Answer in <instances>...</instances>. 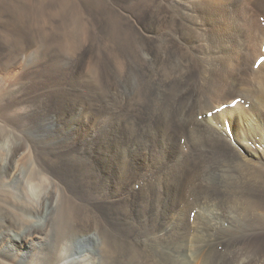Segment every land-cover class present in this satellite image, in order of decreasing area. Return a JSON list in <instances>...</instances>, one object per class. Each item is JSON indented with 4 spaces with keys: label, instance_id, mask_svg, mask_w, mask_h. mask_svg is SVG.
<instances>
[{
    "label": "bare ground",
    "instance_id": "1",
    "mask_svg": "<svg viewBox=\"0 0 264 264\" xmlns=\"http://www.w3.org/2000/svg\"><path fill=\"white\" fill-rule=\"evenodd\" d=\"M159 1L169 3L175 8L181 5L187 6V2L183 0ZM195 1L197 0H193V2ZM64 3L65 6L60 7V10L49 12L51 18L68 15L66 11L70 2L65 0L63 4ZM26 6L24 5L23 7L21 5V7L15 9L19 13L26 12L29 16L34 15V7ZM165 6L168 5L166 4ZM12 7L14 6L12 5ZM21 8L23 11H20ZM195 10L196 9H193L191 5H189L187 9L189 14V26H191L193 17L195 16ZM77 11L78 13H75L73 17L71 16V23L63 21L61 25L60 35L62 36V45L66 50L72 49L71 53L74 48H72L73 46L69 47L73 40L70 38L72 36L74 38L78 34V31L81 29L80 27L78 28V25L80 26V24L83 23V28H85V22L88 20L84 10L80 12L78 9ZM124 14L132 20V26L135 27L136 37H131V35L128 34L130 31L128 33L126 32L124 35L122 32L125 30L121 31L122 26L119 20L113 22L109 21L112 22L111 29L113 30L105 39V55L103 54V50L98 47L97 58L93 60L91 68L88 65L91 70L89 73H91L93 79H99L100 81V71L103 64L102 58L104 56V64L108 66V74L112 76V79L109 80H111L113 85L109 84V86H107L108 90L106 91L108 92V96L105 94L107 98L104 99V105L108 107L107 115H110L109 119L104 116L106 121L97 124L78 142L77 138L79 136L77 137L75 134L76 132L73 131V127L70 128L68 126L69 122L66 120V116L68 115L65 114L61 116L62 118H57L56 115L50 117V115L47 114L49 113L47 112L48 110H45L49 118H40L41 120L39 123H41L40 125L38 124V128L34 131H28L27 127V131L25 130L23 133L15 131V127H13V130L10 124H8L9 122L7 123L2 119V115L0 117V264H185L184 261L186 260L189 262L196 260L197 254L199 250H201L200 247L198 246L196 248L197 245L193 247L194 245L191 242L187 246H175L173 241H171L174 232L173 225L170 223L162 232L136 236V239L134 238L136 240L134 242L137 243H135V247H128L124 236L125 225L131 222L133 225L140 224L141 226L143 225L142 223L145 222V220H141L142 218L137 220L138 217L136 216V214L139 213L137 207H140L142 205L141 203L132 208L133 213L131 219L125 216L121 220L119 219L120 232L109 230L107 223L101 219V216H99L96 211L97 207L94 206V202L97 200L105 202L110 199L109 192L113 180H111V178L114 172L123 170L124 166L121 164L122 162H109L110 158L113 159L114 156H119L120 149H115L117 147L115 144H117V142L120 143V141L126 139L125 137H129L132 134L141 138L140 143H142V136H147L148 134L147 128L151 121L148 116L144 114L145 109L141 104V100H147V98L149 99L148 101L151 100L150 98L157 99V107L152 111L153 116L158 117L160 121H162L164 117L171 121L174 129L170 131V134L173 135L175 131L179 130L181 134V136H179L183 138L181 142L183 147L182 151L185 153L186 150L191 147L193 153L195 152L201 159L200 163L203 169L199 172L198 180L200 181L199 185L201 189H197V186L196 189L193 188L189 192V196L193 199L191 203L198 205L202 204L207 207L211 216V219L207 221L211 233L209 235V245L205 246L206 251L209 253L205 252V256L202 257L203 259L200 264H245L246 262L249 264H264V62L262 66L258 68L260 64L258 61H264V37L263 40L261 39L260 41V49L258 48L259 50L252 56V62L249 65L250 69H248L249 75H247L248 72H246V75H240L239 80L236 82L237 89L234 95H237V99H226V96L225 101H214L211 95L213 89L215 87L218 88L219 85L215 87H210L214 84L208 85V90H204V92L200 85L206 84L214 77V69L216 70L217 68L225 71L229 64L225 65L222 61L223 64L215 63L222 55L220 56L219 53H217V48L213 45V37L209 34L210 31L207 27L199 40L195 39L196 41L190 44L188 43L187 46L196 58L205 63L203 66L205 65L208 69L206 72L207 75L204 77V80L207 82H203L201 78V80L195 81L192 84L191 89L187 87L189 86L187 85L188 72L184 70L186 69L188 71L191 67L183 65L185 63L183 61L181 63L177 57L173 56L168 58V54H166V47L170 42L177 41L178 46L183 47L184 42L182 40L185 37L177 34L176 31L170 35H164L161 34L159 30L152 29V25L142 26L138 24L136 20L133 19L134 17L128 13L127 8ZM44 15L46 14L44 13ZM178 19L181 21V24H187L185 17L182 16ZM89 28L90 31H93L92 26ZM190 29L192 31L195 30L193 25ZM97 30L98 29L94 28L95 36L101 33L100 31L97 32ZM215 39L217 38L215 37ZM134 41L136 42L135 49L132 45ZM138 41L140 44L139 51L136 50ZM58 56H60L59 53ZM63 56L66 58L67 55ZM32 57L31 55L21 54L17 57L16 61L19 64H23L28 60L30 61ZM77 57L78 56H76V59ZM193 58L194 57H192V59ZM67 59H69V57L66 58V60ZM169 59L173 61L170 62ZM230 59L231 56L228 60ZM57 60L59 61L60 59ZM225 60L223 61L225 62ZM55 61L56 60L52 62ZM62 62L63 58L61 63ZM69 62L72 61L69 59ZM235 62L237 63V61ZM233 64L231 65L234 69L235 65ZM58 68L59 67L56 69ZM256 68L260 69L258 74H255L256 71L254 69ZM228 70H230V68ZM14 71L11 72L7 69L0 74V94L6 89H10L8 90L9 93L15 92L16 90L18 91L17 79L15 80L17 73ZM234 71L237 70L234 69ZM223 74L224 73L220 75ZM229 74L227 73V77H229ZM62 79L63 78H61V80ZM89 79L90 78H88V80ZM62 86L60 85V88ZM91 86L90 88H92ZM220 89L221 88H219V90ZM47 90H49V88H47ZM217 91L218 90H216L215 93H217ZM77 92L75 95L79 92L81 94V90ZM86 93H84V96H86ZM228 93L230 92L228 91ZM218 94L221 96L220 93ZM90 95L92 94H89V96ZM101 96H103V94ZM75 97L73 98L75 99ZM81 97L83 98V96ZM68 98L70 99L71 97ZM65 102L68 103L66 100ZM88 102L91 103L89 100ZM145 106H147V103ZM18 107L20 106H16L14 109L10 106L13 110L10 112V115L7 114L6 116L14 117V114H17L20 110L23 114H28L26 109H17ZM115 107L119 109L117 110ZM25 108L27 107L25 106ZM35 110L39 112L37 109ZM45 111L43 114H45ZM3 112H6V110ZM40 112H42V110ZM18 117H21V114ZM115 117H124L120 120L125 121V123L123 122L125 130H127L126 128H131L133 130L130 131L131 129H129L127 132H124L121 123L119 125L115 124V120H117ZM8 120H10V118ZM15 121L17 122L16 119ZM17 126L21 127V123ZM153 132H155V130ZM103 134L107 136V140H103ZM162 137L164 141V136ZM149 143L150 142L147 144ZM105 145L107 147L103 149ZM128 146L129 145H127V147ZM163 146L161 148H164ZM161 148H158V153H160L159 157H163V155H161L163 149ZM125 152L128 153V150ZM132 157L129 156V158ZM184 158L185 157L172 158L170 164L175 163V166L182 165ZM67 164L73 166V173L71 175H61L53 169L56 165L61 167ZM150 172L144 171L139 175L140 177L138 180L130 183L127 192L133 195L134 199H136L139 195V191L145 185L150 184L153 186L151 183L155 177H153V172ZM155 176L158 178V175L155 174ZM83 182L85 186L87 185L84 192L77 189V183L82 184ZM81 187L82 189L84 188V186ZM142 193L147 195L146 201L149 203L151 201L150 196L148 198L149 194L144 191H142ZM124 197L125 194H121L116 198L123 201ZM90 198H94V201ZM124 204L126 205V202ZM157 206L158 204H156L155 212L151 214L156 213L160 208ZM173 207L175 206L173 205ZM189 207L192 208V206ZM189 207H187V210H189ZM83 210L87 213H84ZM187 210L184 211V213L188 212ZM158 224L160 225V222ZM86 243L91 244V249L84 248L83 245Z\"/></svg>",
    "mask_w": 264,
    "mask_h": 264
},
{
    "label": "rangeland",
    "instance_id": "2",
    "mask_svg": "<svg viewBox=\"0 0 264 264\" xmlns=\"http://www.w3.org/2000/svg\"><path fill=\"white\" fill-rule=\"evenodd\" d=\"M25 1H28V2H25ZM25 1L24 0L23 1L22 0H0V74H2L7 69L11 72L15 70L14 72L17 73L15 76V80L17 79L16 81L18 83V88H19L18 91L16 90L15 92L13 91L10 93L8 91L10 89H6V90L2 91V94H0V117L2 115L3 117H1V118L4 119L7 123L9 122L8 124H10V127H12V129H13V127H15L14 128L15 131H18L19 133H23V131H25V130L27 131V127H28V131L29 130L34 131L36 128H38L40 123H41V122L39 123V121L41 120L40 118H42V119L45 117L49 118V115H50V117L56 115V117L58 118V117L64 116V114H65V115H68V116H66V120H67V122H69L68 126L70 128L73 127L74 128L73 131L76 132L75 134L77 135V137L79 136L77 138L78 142L82 138H84L88 134V132H90L91 129H93L97 124L106 121L105 117H107L108 119L110 118V115H107L108 107L106 105H104L105 104L104 99L107 98V96H108V94H107L108 92L106 91V90H108L107 86H109V84L113 85V83L111 82V80H109V79H112V76L110 74H108L109 73L108 66L104 64V56L102 58L103 64H102L101 71H100L101 80L100 81H99V79L94 80L91 73H89V72H91L90 68H91V64L93 63V60L95 58H97V52H98L97 48L98 47H100V49L103 50V54L105 55V49H106L105 39H106L107 35L109 33H111L113 30V29H111L112 28L111 23L113 21L119 20L120 25L122 26L121 31L125 30L122 32L124 35L126 32L128 33L130 31L128 34H130L131 37H136L135 27L132 26V20H130L124 14V11L126 8H127L128 13H130L134 17L133 19L136 20V23L141 24L142 26L152 25V29H157L160 31L161 34H164V35H168V34L170 35L171 33H174L176 31L177 34L185 37L182 40L184 42L183 47H179L177 44V41L170 42L168 44V46L166 47L167 48L166 54H168V58H171L173 56L177 57L181 63H182V61L185 63L183 65L191 67V68L187 67V68H189L188 71L183 68L185 70V72H188L187 73V77H188L187 85H189V86H187V87H189L191 89H192V84L195 81H199V80H201V78L203 79V82L205 81L204 77H206V75H207L206 72L208 69L205 67V65L203 66V64H205V63L201 62L200 59L196 58V56H194V54L191 53V50L187 46H188V43L190 44L196 40H199L202 36V33H204L205 28L206 27L208 28V30L210 31L209 34H211V36L213 37L212 39L214 40L213 45L215 48H217V51H218L217 53H219L220 56L222 55L221 58L223 60H225L227 58L225 60V62L220 58L217 61H215V63H222L223 62L225 65L229 64V66L226 67L227 70L225 69V71H223L222 69H217V68H216V70L214 69V77L211 78V80H213V79L214 80L213 81L210 80L209 82L205 81V83L207 82L206 84H203L202 86L200 85L203 92H204V90L205 91L208 90V88H207L208 85L210 86L211 84H214V85H211L210 87H212V86L215 87L216 85H219L218 88L215 87L213 89V93L211 95V98L214 101H225L226 99H231V98L237 99V95H234V94H236V89H237L236 82H237V80H239L240 75H246V72H248L247 75H249L248 69H250L249 65L252 62V60H251L252 56L255 54L256 51H258L260 49L259 44H260L261 39L263 40V37H264V0H197L195 2H193V0H187V1L183 0L184 2H187L186 3L187 6L181 5L178 8L172 7L169 3L160 2L159 0H145V1L144 0H112V1L106 0L107 2L105 0H103V1H101V0H75V1L74 0H71V1L67 0V2H70L68 5V8H67V11H66L68 15H64V17L61 16V17H55V18H51L49 12L53 11V10H60L61 9L60 7L65 6V3L63 4V2L65 0L64 1L63 0L62 1L61 0H25ZM109 1H111V2H109ZM151 1H154V2H151ZM134 2H135V4H134ZM156 2H158V3H156ZM102 3H104V4H102ZM166 4L168 6H165ZM12 5L14 7H12ZM21 5L23 7H24V5L25 6L27 5L26 7L33 6L34 12H35L34 15L29 16L28 14H26V12H23V13L17 12L15 8L21 7ZM162 5H163V7H162ZM189 5H191V7L193 9H196L195 10V16L193 17V21H192L193 24L191 23V26L193 25V27L195 28L194 31H192L190 29L191 26L188 25L189 14H188L187 9H188ZM84 7H85V9H84ZM218 8H219V11H218ZM222 8H224V9H222ZM78 9L80 12H82V10H84L86 12V17L88 18V20L85 22L86 23L85 28H83V23H81L80 26L78 25V28L80 27L81 29L78 31V34L74 38L72 35H71L72 37L69 36V37H71L70 38L71 40L73 39L72 44L69 45V47L73 46L72 48H74L72 53H71L72 49L66 50V49H64V47L62 45V40H61L62 36L60 35L61 25L63 24V21L71 23L72 17L74 16L75 13H78V11H77ZM20 11H23V9L21 8ZM168 11H170V12H168ZM44 13L46 15H44ZM169 13H170V15H169ZM13 15H15V16H13ZM182 16L186 18L185 21L187 24H181V21L178 18H180ZM43 21H45V22H43ZM109 21H112V22H109ZM104 25H105V27H104ZM91 26L93 28V31H90L89 27H91ZM94 28L98 29L97 32L100 31L101 33H99V35L95 36ZM221 28H224V29H221ZM83 29H85V30H83ZM101 29H102V31H101ZM81 30H83V31H81ZM215 30H217V31H215ZM47 31H48V33H47ZM217 32H218V34H217ZM215 37L217 39H215ZM189 38H190V40H189ZM99 39H101V40H99ZM227 41H229V42H227ZM221 44H222V47H221ZM132 45H133V48L135 49L136 48V46H135L136 42L134 41V43ZM217 45H218V47H217ZM139 46H140V44L138 41V45H137L136 50L139 49ZM232 47H234L235 49ZM220 49H221V51H220ZM156 50H154V51L157 52ZM21 51H22V53H21ZM222 51L225 52V55H224V52H222ZM235 51H236V53H235ZM58 53L60 56H58ZM19 54L20 55L21 54H27V55H31L33 57L31 58L30 61L28 60L23 64H19L16 61L17 57L20 56ZM226 54H227V57H226ZM229 54H231V55H229ZM63 55H67L66 58L69 57L70 61H72V62H69V59H67L68 60L67 61L65 56H63ZM76 56H78L77 59H76ZM230 56H231V59L228 60L230 58ZM60 57L63 58L62 63H61L62 58H60ZM192 57H194V58L192 59ZM55 58L60 59V60L58 61ZM188 59H189V61H188ZM34 60H36V61H34ZM46 60H48L49 62ZM54 60H56V61L52 62ZM169 60H170V62L173 61L171 59H169ZM235 61H237V63ZM56 62H58V63H56ZM67 62H69V63H67ZM258 62H260L259 67H258V68H260L264 61L259 60ZM14 63H15V65H14ZM190 63H191V65H190ZM233 63H236V64H233ZM239 63H241V64H239ZM59 64H61V65H59ZM231 64L235 65L234 69L237 71H234L233 66ZM88 65L90 68L88 67ZM230 65L232 66V68ZM6 66H7V68H6ZM48 67H49V69H48ZM57 67H59V68L56 69ZM228 67L230 68V70H228L229 69ZM258 68L254 69L256 71L255 74L259 73L258 71L260 69H258ZM219 70H220V72H219ZM203 71H205V72H203ZM219 73L220 74L224 73V74L220 75ZM227 73L228 74L230 73L229 77H227ZM202 75H203V77H202ZM61 78H63V79L61 80ZM88 78H90V79L88 80ZM80 79H82L83 81ZM190 79H191V81H190ZM221 81H223V82H221ZM69 83L71 86L69 85ZM60 85L61 86L63 85V86L60 88ZM89 85L90 86L92 85L91 86L92 88H90ZM221 86L222 87L224 86V87L222 88ZM47 88H49V90H47ZM219 88H221V89L219 90ZM215 89L218 90L217 93H215L216 92ZM64 90H66L68 93ZM80 90H81V94L79 92ZM222 91H223V93H222ZM228 91L231 94L228 93ZM76 92L79 95L78 94L75 95ZM83 92L84 93L87 92L86 96H84L85 94ZM66 93H67V95H66ZM218 93H220L221 96H219ZM89 94H92V95L89 96ZM102 94H103V96H101ZM81 96H83V98ZM68 97H71L70 98L71 100ZM73 97H75V99ZM78 97H79V99H78ZM225 97H226V99H225ZM150 99H151L150 100L151 102L148 101L149 100L148 98H147V100L146 99L141 100L142 107L145 109L144 114L146 116H148V118L151 121L149 123V127L147 128L149 135L147 134V136L146 135L142 136V138H143L142 143H140L141 138H138L136 135L132 134L129 137H125L126 139H124L123 141H120V143L117 142V144H115L117 146L115 149H117V150L120 149L119 150L120 151L119 156H114L113 159L110 158L109 162L110 161H113L115 163L122 162L121 164L124 166L123 170L114 172L113 177L111 175V177H112L111 180L112 179L113 180H112V183L110 186L111 189L109 192L110 199L106 200L105 202L97 200L94 202V206L97 207L96 211L98 212L99 216H101V219H103L107 223L109 230H112L115 232H120V229H119L120 225L118 223L119 219L121 220L122 218H124V216L129 217V219H131V216L133 213L132 208L135 205H139L141 203L142 205L140 207L139 206L137 207L138 208L137 211H139V213H137L136 216L138 217L137 220H140L142 218L141 220L142 221L145 220V222L142 223L143 224V225H141L142 227L140 226V224H134L133 225L131 222L128 223L127 225H125L124 236H125L126 243L128 244V247L129 246L131 248L135 247V245L137 244L136 242H134V241H136L135 240L136 236H138V235L141 236L142 234L144 235V234L162 232L163 230H165V228L170 223L173 225V232H174L173 236L171 237V241H173L175 246H178V247L187 246L191 242L194 245L193 247H195L197 245L196 248L199 246L201 250L203 249L202 251L199 250V253L197 254L196 260L193 261L194 263L186 260V261H184L185 264H189V263L195 264V262H196V264L197 263L200 264L201 260L203 259L202 257H204L205 252H207L205 246L209 245L208 241L210 239L209 235L211 233H210V227H208L209 223L207 221H209L211 219V216L209 214V209L207 207L203 206L202 204L198 205L195 203L194 204L191 203V201L193 199H192V197L189 196V192L193 188L196 189L197 186H198L197 189H201V186L199 185L200 181H198L199 180V172L201 169H203V166L200 163L201 159L197 154H195V152L193 153V151L191 150V147H189L186 150V152H185L186 154L184 153V151H182L183 147H182L181 142H182L183 138L180 137L181 134H180L179 130L175 131L174 134L171 135L170 131H172L174 129L171 121L165 117L162 121H160V120H158V117L153 116L152 111H154L155 107H157V105H156L157 99L156 98H150ZM65 100L68 101V103L65 102ZM88 100L91 101V103L88 102ZM71 102H72V104H71ZM146 103H147V106H145ZM152 103H154V104H152ZM10 106L13 107L14 109L16 108V106H20L17 109H19V108L20 109L23 108V110L26 109V112L28 114H26V113L23 114L22 112H20L21 111L20 110L17 114L16 113L14 114V117L16 115L15 118L13 116H10V117L8 116L10 118V120H8L9 118L6 115L7 114L10 115V112L13 110V108H10ZM25 106L27 108H25ZM44 106H46L47 109ZM63 107H65V108H63ZM4 109L6 110V112H3V111H5ZM35 109H37V111H39V112H36ZM115 109L118 110L119 108L115 107ZM41 110H42V112H40ZM45 110H48L47 112H49V113H47ZM58 110H59V112H58ZM70 110H72V111H70ZM44 111H45V114H43ZM46 113L49 115H47ZM69 113H71V114H69ZM81 113H83V114H81ZM20 114H21V117H18V116H20ZM22 114H23V116H22ZM150 114H152V115H150ZM43 115H46V116H43ZM18 118H20V119H18ZM75 118H78V119H75ZM122 118H124V117H122ZM122 118L115 117V119H117V120H115V124L119 125L121 123L122 129L124 130V132H127V130H129L131 128H126L127 130H125V126H123L124 125L123 122L125 123V121L120 120ZM11 119H13L14 121ZM15 119L17 120V122L15 121ZM35 121H36V123H35ZM84 121H85V123H84ZM18 122L21 123V127L17 126L19 124ZM153 122H154V124H153ZM27 123H29V124H27ZM17 129H19V130H17ZM132 130L133 129H131L130 131H132ZM154 130H155V132H153ZM105 134H107V133H105ZM105 134H103V140H107V136H105ZM162 136H164V141H163ZM148 142H150L149 143L150 145L147 144ZM132 143H133V145H132ZM105 144H107V143H105ZM127 145H129V146L127 147ZM143 146H144V148H143ZM162 146L164 148H161ZM105 147H107V146L106 145L103 146V149ZM158 148L163 149L162 154H161V155H163V157H159L160 153H158ZM185 148H186V146H185ZM126 149L128 150V153L125 152V151H127ZM121 150H123V151H121ZM146 151H147V153H146ZM166 153H167V156H166ZM164 154H165V157H164ZM129 156L130 157L133 156V157L129 158ZM178 157H185L182 165L175 166V163L170 164L172 158L175 159ZM197 160H198V162H197ZM133 164H134V166H133ZM141 164H143V165H141ZM197 167H198V169H197ZM146 168H147V170H146ZM53 169L61 175H65V174L71 175L73 173L72 172L73 166L68 165V164L62 165L61 167L56 165L55 168H53ZM138 171H140V172H138ZM144 171L145 172L146 171H148V172L152 171L153 172V174H154L153 177H155V179L151 183L153 186H151L150 184L145 185L139 191V195L136 197V199H134L133 195L128 194V192H127L128 188L130 186V183H133L135 180H138L140 177L139 175L142 174ZM155 174L158 175V178H157V176H155ZM114 177H116V178H114ZM174 179H175V181H174ZM81 186H84V188L82 189ZM86 186H85L84 182L82 184L77 183V189L79 191L84 192ZM142 191L147 192L149 194L148 198L150 196V199H151V201L149 203H147V201H146L147 195L142 193ZM121 194H125L123 201L118 200L116 198ZM90 199H92L94 201V198H90ZM130 199H132L133 201ZM122 202H123V204H122ZM125 202H126V205L124 204ZM108 203H109V206H108ZM110 203H111V205H110ZM156 204H158V206L160 207L159 208L160 210L158 209L156 213L151 214L152 212H155ZM173 205L175 207H173ZM188 205L192 206V208H190ZM122 206H124L125 208ZM185 206L189 207L188 208L189 210H187V207H185ZM193 206H195V207H193ZM102 207H103V209H102ZM161 210H163V211H161ZM186 210L188 211V212H185L187 214L184 213V211H186ZM198 210H200L202 212H200ZM149 211H150V213H149ZM85 212L86 211H84V213ZM129 213H130V215H129ZM208 214H209L210 218H209ZM186 215L188 216V218ZM203 219H205V220H203ZM159 222H160V225L158 224ZM150 223H151V225H150ZM157 225L160 227H158ZM156 228H158V229H156ZM134 231L136 232V234ZM150 231H152V232H150ZM83 246L86 249H91L90 243H86ZM202 253H203V255H202ZM207 253H209V252H207ZM149 264H153V263H149ZM245 264H249V263L246 262Z\"/></svg>",
    "mask_w": 264,
    "mask_h": 264
}]
</instances>
